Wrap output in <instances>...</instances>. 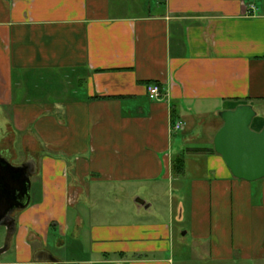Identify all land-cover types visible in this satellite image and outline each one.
Masks as SVG:
<instances>
[{
    "label": "crops",
    "instance_id": "0c3cea01",
    "mask_svg": "<svg viewBox=\"0 0 264 264\" xmlns=\"http://www.w3.org/2000/svg\"><path fill=\"white\" fill-rule=\"evenodd\" d=\"M243 103L261 130L264 0H0V156L36 166L3 263L54 264L35 261L50 245L78 264H176L184 245L214 263L264 261V178L205 151L219 112Z\"/></svg>",
    "mask_w": 264,
    "mask_h": 264
},
{
    "label": "water",
    "instance_id": "95a60500",
    "mask_svg": "<svg viewBox=\"0 0 264 264\" xmlns=\"http://www.w3.org/2000/svg\"><path fill=\"white\" fill-rule=\"evenodd\" d=\"M224 123L214 138V149L222 155L232 174L240 179L256 181L264 178V126L257 131L252 122L258 115L252 104L243 103L234 109L219 112ZM36 166L31 161L13 164L0 156V226H5L9 237L16 231L14 213L26 208L31 201L32 175ZM144 203L143 199H137ZM8 237V238H9ZM9 244L0 248V255ZM37 261H51L54 264H78L62 262L52 253L41 251Z\"/></svg>",
    "mask_w": 264,
    "mask_h": 264
},
{
    "label": "rangeland",
    "instance_id": "374dc122",
    "mask_svg": "<svg viewBox=\"0 0 264 264\" xmlns=\"http://www.w3.org/2000/svg\"><path fill=\"white\" fill-rule=\"evenodd\" d=\"M6 125H7L6 121L1 119L0 117V134L4 132L5 130H7ZM180 134L182 135L183 133L181 132ZM200 143H201L200 141H193V142H189L188 145L192 146L196 144L198 145ZM186 158L188 159L187 161L189 164L191 162V154L188 153V151H186ZM16 161L17 160H14V163H16ZM168 188L165 191H163L162 194L160 195V198L155 201L154 208L152 210L150 209V211H153V216L155 217L157 216L156 215L157 212H154L155 206H157V208L161 210L162 207L168 205L169 202L172 201L171 200L172 196H174V194L172 195V192H171L172 189L173 188L175 190L177 189L176 187H173L172 185ZM186 192H188V190ZM182 206H181V209H182ZM181 209L179 208V210H177L178 211L177 216H176L177 221H178L177 227L178 228L180 227L182 229L181 233L183 236L189 237L186 233L187 232L186 220L183 219V217L181 218L179 217L180 212L182 211ZM6 244H9L7 228L5 226H0V248ZM8 250L9 248L7 249V251ZM50 250L52 251L54 256L58 258L59 260H70L72 257L76 256V251L72 246L58 247L56 245H50ZM7 251L0 255V264H4L3 262H11V261L15 262V257L14 255H12V252H7ZM182 255H183V258H181ZM175 258H176V264H219V263L210 262L205 259H201L198 255L195 256L194 253L190 251L188 247H186V245H184L181 248H178V250L176 251ZM35 261L38 262L36 259ZM62 262H67V261H62ZM228 264H252V263L241 261V262L228 263ZM255 264H264V261L256 262Z\"/></svg>",
    "mask_w": 264,
    "mask_h": 264
},
{
    "label": "trees",
    "instance_id": "16d2710c",
    "mask_svg": "<svg viewBox=\"0 0 264 264\" xmlns=\"http://www.w3.org/2000/svg\"><path fill=\"white\" fill-rule=\"evenodd\" d=\"M206 152H216L215 149H206ZM173 174L175 176H180L184 174L185 171V153L181 152L178 154L174 161H173V167H172Z\"/></svg>",
    "mask_w": 264,
    "mask_h": 264
},
{
    "label": "built area",
    "instance_id": "2783aa9c",
    "mask_svg": "<svg viewBox=\"0 0 264 264\" xmlns=\"http://www.w3.org/2000/svg\"><path fill=\"white\" fill-rule=\"evenodd\" d=\"M147 93L149 98L158 99L161 97V87L156 83H150L147 85ZM182 122H176L173 126L174 130H180L182 128Z\"/></svg>",
    "mask_w": 264,
    "mask_h": 264
}]
</instances>
